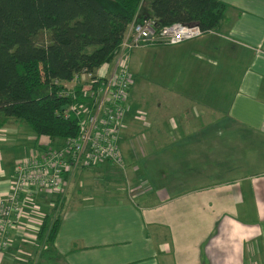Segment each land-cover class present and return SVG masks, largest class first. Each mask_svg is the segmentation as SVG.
I'll use <instances>...</instances> for the list:
<instances>
[{
	"label": "crops",
	"instance_id": "obj_1",
	"mask_svg": "<svg viewBox=\"0 0 264 264\" xmlns=\"http://www.w3.org/2000/svg\"><path fill=\"white\" fill-rule=\"evenodd\" d=\"M223 1L222 32L129 53L135 101L121 132L143 124L147 151L121 142L123 168L101 162L65 176L59 196L37 195L25 227L37 230L36 213L56 198L55 244H11L1 260L19 251L36 264H264V0ZM24 123L0 129V198L18 162L57 140Z\"/></svg>",
	"mask_w": 264,
	"mask_h": 264
},
{
	"label": "trees",
	"instance_id": "obj_2",
	"mask_svg": "<svg viewBox=\"0 0 264 264\" xmlns=\"http://www.w3.org/2000/svg\"><path fill=\"white\" fill-rule=\"evenodd\" d=\"M228 7L223 0H0V129L18 119L38 136L75 140L79 116H66V106L93 103L107 82L97 71L113 64L134 22L151 18L159 29L180 22L204 34L222 32ZM83 69L93 78H84ZM72 80L70 88L65 83ZM54 212L38 235L49 245L62 223Z\"/></svg>",
	"mask_w": 264,
	"mask_h": 264
},
{
	"label": "built area",
	"instance_id": "obj_3",
	"mask_svg": "<svg viewBox=\"0 0 264 264\" xmlns=\"http://www.w3.org/2000/svg\"><path fill=\"white\" fill-rule=\"evenodd\" d=\"M203 34L199 25L180 22L159 29L151 18L134 22L129 27L110 75H102L107 77L106 85L95 93L93 103L66 106V116L70 112L79 116V136L75 140L64 139L58 146L48 147L40 155L18 162L10 189L4 198H0V248L7 250L14 224L25 226L33 210L38 209L37 195L53 196L63 191L65 173L69 175L79 168L97 166L101 162L122 164L118 140L126 115L130 80L133 79L128 65L129 53L157 40L177 44L195 40ZM78 74L74 78L76 82ZM82 76L93 78L87 69L82 70ZM70 85L68 87L72 88L73 83ZM36 217V224L43 223L41 213L37 212Z\"/></svg>",
	"mask_w": 264,
	"mask_h": 264
},
{
	"label": "rangeland",
	"instance_id": "obj_4",
	"mask_svg": "<svg viewBox=\"0 0 264 264\" xmlns=\"http://www.w3.org/2000/svg\"><path fill=\"white\" fill-rule=\"evenodd\" d=\"M145 6V5H144ZM139 49V48H138ZM135 50H137V49H135ZM139 55H140V52L139 51H137V53L134 55V57H133V60L135 61V63L139 60ZM113 65L112 64H110V63H107V64H104L103 65V67H107V68H110V67H112ZM131 82V86H130V96H129V98L127 99V102H126V104L127 105H131V104H133V101H135V99H134V97L135 96H132V94H131V91L132 90H135V86L133 85V79H131L130 80ZM138 81H140V80H138L137 79V81H135V84L138 82ZM71 83H73V82H71ZM67 86H71L69 83H67ZM133 95H134V92H133ZM144 100L146 101L147 100V97H145L144 98ZM136 113V111L133 113H131V115H133V114H135ZM152 116H155V114H152ZM162 117V111H160V113L158 114V119H160ZM133 124L131 125V128L130 129H127L125 132H121V136L122 137H120L119 138V144H121V142H122V147H123V145H124V149L127 151V153H132L131 152V146L132 145H134V147L139 151V152H141V151H147V145L145 144V133H144V131L145 130H142V129H144L145 127H144V125L143 124H141V123H136V122H132ZM24 126H26L27 128H29V130H31V132H33L32 131V129L26 124V123H24L23 124ZM5 126V125H4ZM3 126V127H4ZM140 131V132H139ZM138 132V135L139 136H137V137H135L134 135L136 134ZM33 134H35L34 132H33ZM36 135V134H35ZM36 136H38V135H36ZM133 136V137H132ZM38 137H40V138H42L43 136H38ZM126 137H127V139H126ZM129 137H131L130 138V140H132L133 139V141H134V144L133 143H129V142H127V140L129 139ZM124 138H125V140H124ZM124 140V141H123ZM61 141L62 140H60V139H57L55 142H53V143H51V145H53V147H56V146H58L60 143H61ZM138 141V142H137ZM42 142L43 143H47V144H50V142L48 143L47 141H46V139H43L42 140ZM5 144L4 143H0V147H3ZM8 146H9V143H8ZM120 152L122 153L123 151H122V149H120ZM122 156H123V153H122ZM113 165H115V166H117V167H120V168H123L124 166H125V162H124V156H123V162H122V164L121 165H116V164H113ZM98 166V165H97ZM96 168V166L94 167V168H89V170H92V171H94V169ZM80 169H82V168H79V169H77V170H79V171H81ZM76 170V171H77ZM79 171H77V172H79ZM79 174V173H78ZM63 184H64V182H63ZM78 185V184H77ZM69 186V184L68 183H65L63 186H62V190H63V192L66 190V188ZM78 186H80V185H78ZM124 189V192L126 193L127 192V189H128V187L127 188H123ZM126 190V191H125ZM129 190V189H128ZM61 192H59L58 194H55L56 196H59V194H60ZM126 194H128V192L126 193ZM55 200V201H54ZM51 201H54V205H53V207L51 208ZM38 204V206H40L41 204H39V203H37ZM61 206H62V204H60L57 200H56V198H53V199H48V201H47V209L49 210V212H51L52 210H55V211H60L61 210ZM44 211V210H43ZM42 214V217H43V220H44V218H45V216L48 214V213H46L45 214V212H42L41 213ZM43 220H42V222H43ZM37 225H39V226H35V228H37V230H31V231H29V230H27V228L24 226V225H21L20 223H18V224H14V228H12V233H13V239H12V237L10 236V240H8L9 241V246H8V248H7V253H8V251H10V247H11V244H13V246H14V248H17V246L18 245H22V244H29V245H35V246H39V241H40V244L42 243L43 244V246H42V248L44 249V250H46L45 249V247H44V245L46 246V247H48V243L47 242H42L41 240H39L38 239V235H39V228L41 227V225H42V223H40V224H37ZM18 233H20V234H18ZM28 233V234H27ZM12 239V240H11ZM38 240V241H37ZM32 241H35L36 242V244H30V243H28V242H32ZM16 254H15V253ZM13 252V254L12 253H9L8 255H7V259H5V256H3L2 257V259L3 260H1V256H0V263L1 262H5L4 260H6V262H7V264H21L22 263V259H24V258H27V259H31L32 260V262H33V264H36L37 263V261H38V256L37 255H31V254H23L22 252H16V251H14ZM1 253H5V249L4 248H0V254Z\"/></svg>",
	"mask_w": 264,
	"mask_h": 264
}]
</instances>
